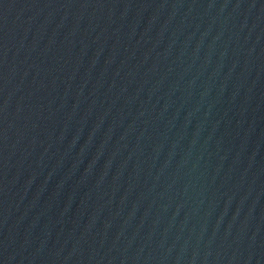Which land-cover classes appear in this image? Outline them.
<instances>
[{"label":"water","instance_id":"95a60500","mask_svg":"<svg viewBox=\"0 0 264 264\" xmlns=\"http://www.w3.org/2000/svg\"><path fill=\"white\" fill-rule=\"evenodd\" d=\"M0 264H264V0H0Z\"/></svg>","mask_w":264,"mask_h":264}]
</instances>
